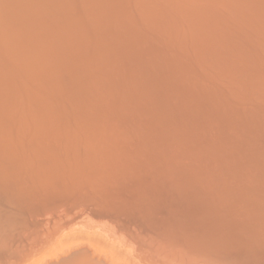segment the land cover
Wrapping results in <instances>:
<instances>
[{
    "label": "bare ground",
    "instance_id": "6f19581e",
    "mask_svg": "<svg viewBox=\"0 0 264 264\" xmlns=\"http://www.w3.org/2000/svg\"><path fill=\"white\" fill-rule=\"evenodd\" d=\"M84 218L264 264V0H0V264H122Z\"/></svg>",
    "mask_w": 264,
    "mask_h": 264
},
{
    "label": "rangeland",
    "instance_id": "374dc122",
    "mask_svg": "<svg viewBox=\"0 0 264 264\" xmlns=\"http://www.w3.org/2000/svg\"><path fill=\"white\" fill-rule=\"evenodd\" d=\"M92 219V220H91ZM96 220V221H95ZM85 221V222H84ZM84 221H83V223H81L80 225H79V227H80V229L82 230V231H84L83 232V235H84V237L83 236H81L82 234H80V233H78V232H81L82 233V231L80 230H77L78 232H76L78 235V238L80 239V241L82 240V241H84L83 239H81V238H86L85 237V234H87L86 236L87 237H91L90 239H87L86 238V240L85 241H87L88 242V240H89V242L88 243H90V240L92 239V237H93V240H98L99 238H102L103 240L104 239H106V240H108V241H110L111 239H112V241H110L111 243H113L114 245H115V247H117L116 249H118L119 250V246H120V249H122V248H124V249H122L123 251L121 252L120 251V256L122 257V259H121V262H123L122 264H156V262H157V264H167L166 262H163V263H161V261L160 260H157L156 262L154 261V263H153V261H151V260H149V252L147 251L148 249H147V247L146 246H148L147 245V243L148 244H150V245H152V241H151V243H150V238H151V236H150V238H149V236L148 235H141L142 237H138V236H134V238L132 237L133 235L131 234V233H121V232H119L118 230H116L115 228L113 229V225L110 223H108V222H105L104 220L101 222V220H99L98 221V219H93V218H87V219H85L84 218ZM88 221V222H87ZM98 221V222H97ZM91 222V223H90ZM90 223V224H89ZM100 223V224H99ZM103 223H105V224H103ZM82 224H84V225H82ZM108 224H109V226H108ZM113 226V227H111V226ZM87 226H88V228H90V229H88L87 228ZM97 226V227H96ZM106 226V227H105ZM92 227V228H91ZM96 228V229H95ZM102 228V229H101ZM85 229V230H84ZM112 229L113 230H116V232L115 231H112ZM87 230H88V232H87ZM96 230V231H95ZM98 230V231H97ZM100 230H102V231H100ZM89 231L91 232V234L89 233ZM94 231V232H93ZM132 231H133V228H132ZM96 232V233H95ZM100 232V233H99ZM105 232H106V235H105ZM111 232V233H110ZM118 232H119V234H118ZM73 233V232H72ZM94 233V234H93ZM109 233V234H108ZM132 233H135L134 231L132 232ZM74 234V233H73ZM88 234H89V236H88ZM100 234H102V235H100ZM110 234H112V236L110 235ZM114 234V235H113ZM126 234V235H125ZM131 236H130V235ZM97 235V236H96ZM99 235H100V237H99ZM103 235H105V236H103ZM102 236V237H101ZM111 236V237H110ZM73 237V235L71 234L70 235V238H72ZM75 237V236H74ZM110 239H108V238ZM128 237H130V238H128ZM136 238V239H135ZM139 238V239H138ZM145 240H144V239ZM149 238V239H148ZM76 239H77V237H76ZM116 239H118V240H116ZM135 239V240H134ZM70 241L69 242H71V240H73L74 241V238H72V239H69ZM92 240V241H93ZM100 240V239H99ZM72 241V242H73ZM79 242V240H76V242ZM84 241V242H85ZM91 241V242H92ZM101 241V240H100ZM105 241V240H104ZM122 241V242H121ZM75 242V241H74ZM87 242H85V243H87ZM103 242V241H102ZM115 242V243H114ZM137 242V243H136ZM84 243V244H85ZM87 243V244H88ZM118 243H119V245H118ZM123 243V244H122ZM143 245H141V244ZM78 244H81L82 246L84 245L83 244V242L82 243H77V245L75 244V247L76 246H78ZM139 244V245H138ZM73 245H74V243H73ZM150 245L148 246V247H150ZM80 246V245H79ZM88 246V245H87ZM126 246V247H125ZM85 247H86V244H85ZM89 247V246H88ZM128 247V248H127ZM141 248V249H140ZM145 248H146V251H144L145 250ZM125 250V251H124ZM116 252H117V250H116ZM119 252V251H118ZM140 253V254H139ZM147 253V254H146ZM118 255H119V253H117ZM142 254H143V256H142ZM153 255V254H152ZM146 256H148L147 258H146ZM145 258L144 260H143V258ZM142 258V259H141ZM151 258V257H150ZM126 259V260H125ZM147 259V260H146ZM123 260V261H122ZM125 260V261H124ZM127 260H129V261H127ZM146 261V262H145ZM147 262H151V263H147ZM159 262V263H158ZM169 264H172V263H169Z\"/></svg>",
    "mask_w": 264,
    "mask_h": 264
}]
</instances>
